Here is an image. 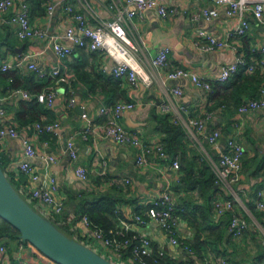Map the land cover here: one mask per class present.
I'll list each match as a JSON object with an SVG mask.
<instances>
[{
	"label": "crops",
	"instance_id": "0c3cea01",
	"mask_svg": "<svg viewBox=\"0 0 264 264\" xmlns=\"http://www.w3.org/2000/svg\"><path fill=\"white\" fill-rule=\"evenodd\" d=\"M21 1L29 5L32 24L47 30L48 37L42 40L21 39L17 36L16 25L0 23V66L3 63L17 64L19 59L30 55L22 65L11 69L31 76L25 82L26 88L0 93L4 97L0 105L6 110L7 124L20 131L19 136L8 137L0 144V154L20 187H31L28 175L19 169L24 157V139L28 138L39 153L31 163L41 174V179L47 175L55 179L57 195L65 200L64 211L71 215V220L76 216L83 197L109 193L117 201L116 216H110L115 223L112 229L128 225L129 233L148 235L154 247L164 249L177 261L212 264L225 259L230 264H264V211L257 207V201L264 197V109L239 112L243 102L258 98L264 91V30L252 12H245L250 24L247 33L230 37L229 33L240 21L237 15L227 13L225 5L218 6L209 0H160L168 7L177 8L175 13L165 18L155 9H145L134 18L138 30L135 38L139 45V35L145 42L137 55L152 83L146 85L141 81L133 85L127 77L112 75L114 61L109 55L75 46L64 37L68 27L75 24L65 10L66 5H72L75 11L83 13L92 25H96L111 20L117 7H123L127 0H55L52 15L48 13L46 0H15L16 8ZM204 8H217L218 16L207 19L200 14ZM201 29L218 38L228 39L230 45L211 52L201 50L196 46V42H206L199 34ZM52 36H59L64 44L73 47V51L59 59L50 47ZM163 46H169L171 51L168 68L161 70L152 67L149 61ZM240 56L245 57V65L229 80L218 81L222 66L233 63ZM29 63H34L39 70L29 69ZM249 65L254 68L250 70ZM57 67L72 75L68 83H55L51 71ZM179 68L207 78L212 83V90L195 86L188 77H167L169 71ZM176 86L183 90L182 95L175 94L173 88ZM53 87L57 95L52 106L36 99V93ZM21 90L29 96L22 95ZM71 91L76 98L74 105L70 103ZM31 100L35 101L34 108L25 105V101ZM119 101L136 104L133 109L123 112L119 121L141 139L163 145L167 158L152 157L150 164L139 166L135 146L118 143L106 135L109 117L100 114L99 109ZM168 102H173L177 108L184 107L181 119L176 118L172 111L163 109ZM83 111L88 112L93 120L87 139L80 133L85 126ZM165 116L171 123L180 124L184 131L177 136V142L183 144L184 149L181 147L175 153L169 151L164 141L166 133L161 118ZM190 119H205L204 129L189 125ZM55 120L61 123L58 134H39L33 128L36 121ZM216 129L221 131V136L216 143H210L208 135ZM71 135L77 148L75 159L67 150V140ZM230 139L245 149L242 172L234 185V194L217 184H210L213 180L209 179L216 177L214 164L222 153L228 151ZM44 155H54L57 159L51 162ZM174 160L180 162L179 169L173 168ZM78 166L87 168L88 179L77 175ZM168 188L179 208L185 209L180 211L185 216L178 213L179 238L183 243L194 242L198 227L201 241L205 243L199 251L194 248L190 253L183 245H172L155 220L142 225L133 220V214L140 213L138 207L150 205ZM224 197H235L234 212L249 223L242 235L231 231L233 213L218 216L215 212L216 201ZM34 201L44 212L47 207ZM75 229L79 234L85 233L88 242H95L83 218ZM2 244L6 245L7 254L0 253V264H18L23 259H33L39 264L50 262L35 246L27 245L21 239L3 238L0 240ZM95 244L101 247L99 251L105 252L101 241ZM106 252L111 251L108 249ZM110 256L111 260L120 262ZM122 263L133 262L126 254Z\"/></svg>",
	"mask_w": 264,
	"mask_h": 264
},
{
	"label": "built area",
	"instance_id": "2783aa9c",
	"mask_svg": "<svg viewBox=\"0 0 264 264\" xmlns=\"http://www.w3.org/2000/svg\"><path fill=\"white\" fill-rule=\"evenodd\" d=\"M209 1L214 2L218 6H227V13L229 15H237L239 17L240 22L238 26L229 33L230 37L234 35H245L247 33L250 24L245 15L246 11H251L255 19L264 26V0ZM46 2L48 13L52 15L55 10L56 2L55 0H46ZM15 5V0H0V23L16 25L17 36L21 39H46L48 37L47 30L35 27L32 24L29 17V5L24 1H21L17 8ZM147 8L155 9L164 18L177 11L176 7H168L160 0H127L123 7H117L116 13L111 20L92 25L83 13L75 11L73 6L69 4L65 6V10L74 19L75 24L68 27L64 37L70 40L75 46L85 47L92 51H100L109 55L114 61L111 73L115 77H127L133 85H138L141 81L145 82L146 85H150L152 83V78L150 74H146L137 55L140 46L145 45V42L139 35L141 44H137L135 37L138 35V30L134 22V18L137 15H141ZM9 11L11 12L8 13ZM6 13H8V15H6ZM200 14L207 19H214L218 16V9L204 8ZM199 34L206 39V42L202 44L196 42V46L201 50L211 52L217 49L227 48L230 45L228 39L218 38L205 30H199ZM50 47L59 59L67 57L73 51V47L64 44L59 36H52L50 38ZM170 51L171 48L169 46L161 47L157 54L150 58L149 63L152 67L160 68L161 70L168 68ZM28 56L30 55H26L24 58L19 59L17 64L3 63L1 68L6 71L22 65V63L27 60ZM242 65H245L244 56L238 57L231 64L223 65L217 80L221 82L229 80ZM28 68L36 71L39 70L34 63H29ZM253 68V65H249L250 70ZM51 76L55 78L56 84L68 83L72 77L70 73L61 71L59 67L52 69ZM167 77L170 79L188 77L194 85L199 88H204L206 90H212L213 88L211 81L207 78L184 68L169 71ZM173 90L176 95L183 94V90L178 86L174 87ZM20 92L25 97L29 96L25 91L21 90ZM71 94L70 103L74 105L76 98L73 91H71ZM56 95L57 90L53 87L36 93L35 97L38 101L52 106ZM2 99H4V97L0 95V100ZM135 106L136 104L133 101H119L112 106L101 107L99 113L106 114L109 117L105 128L106 135L110 136L118 143L135 146L138 150L136 163L139 166L150 164L153 159L152 157L167 158L168 153L163 145L151 144L141 139L139 135L135 134L119 121V117L123 112L133 109ZM260 108L264 109V91L258 98L243 102L239 107V112L244 113L249 110ZM163 109L166 112L172 111L177 116L176 118L181 119V111L184 107L177 108L173 102H168L164 104ZM82 117L85 120V126L80 133L87 139L88 134L92 131L93 120L86 111H83ZM6 120V110L0 105V144H3L8 137H17L20 135V131L16 127L8 125ZM176 120L177 119H175V121ZM188 123L189 125L197 127L199 130H203L205 127V119H190ZM33 128L35 132L39 134H58L61 123L57 120L51 122L36 121L33 124ZM220 136V130H213L208 135V141L210 143H216ZM228 147V151L222 153L218 162L214 164L216 175L215 183L234 194V185L239 181L242 172L245 149L240 143L233 139L228 141ZM67 150L72 158L75 159L77 157L75 139L72 135L67 140ZM38 155V150L33 141L25 138L24 157L20 161L19 169L28 175L30 179L31 187L29 189L26 188L27 192L31 199L37 200L47 207L44 211L47 215L61 214L65 209V200L57 195L58 185L55 179L48 175L41 179V174L31 163V159ZM45 157L51 162L57 159L54 155H47ZM172 166L175 169H179L180 162L174 160ZM76 173L81 179H88V170L86 167L78 166L76 168ZM126 181H129V179H126ZM235 204V197L221 198L215 203V212L218 216L225 215L228 212L233 213L230 222L231 231L235 235H242L249 227V223L245 217L234 212ZM257 207L264 211V197L257 201ZM184 210V208H179L175 196L168 188L164 190L159 198L152 201L149 207L142 213H134L132 217L136 223L141 225L147 223L149 220L157 221L169 237L172 245H183L188 252L193 253L194 250L189 243H183L179 238L178 224L180 217L178 211L183 212ZM83 223L85 227L91 229L95 239L94 241L102 242L105 247V252L99 251L101 247L99 248L95 242H88L85 238V233L79 234L77 231V237L81 239V242L87 244L110 260V255H113L115 260L122 262V259H124L127 254L128 259L133 262L132 264H150L149 259L152 258L154 261H157L159 256L167 254L162 248H157L158 251L155 252L153 241L148 235L144 233H129L128 225H125V228H115L105 232L102 229H93L91 227L92 222L87 216L83 217ZM108 249L111 251L110 253L106 252ZM0 253L7 254V247L5 244L0 245ZM42 255L44 254L42 253ZM113 262L116 263V261ZM18 264L39 263L33 259H23ZM212 264L230 263L223 259L215 261Z\"/></svg>",
	"mask_w": 264,
	"mask_h": 264
},
{
	"label": "trees",
	"instance_id": "16d2710c",
	"mask_svg": "<svg viewBox=\"0 0 264 264\" xmlns=\"http://www.w3.org/2000/svg\"><path fill=\"white\" fill-rule=\"evenodd\" d=\"M31 76L22 74L18 70H2L0 66V93L8 94L10 92L26 88L25 82L30 79ZM25 105H29L30 108L35 107V101H25ZM161 121L163 123V129L166 133V137L164 138V141L168 145V149L170 152L175 153L179 148L183 147V144H180L177 142V136L179 134H183V128L180 124H174L171 123L167 116L164 118H161ZM184 149V147H183ZM0 164L7 173L9 179L11 180L12 184L15 186V188L21 193L22 196H24L28 201L30 200L31 205L35 207L39 212L42 214L48 216L61 230H63L67 235L76 238L77 240H81L77 237L76 233L77 230L75 229L77 222L83 218L84 216H87L91 220V227L93 229H102L105 232L109 231L110 229L115 227V223L113 222L112 218L110 216H116V207H117V201L116 199L109 193H102L95 197H83L81 200V203L76 211V216L74 219L71 220V215L68 212L63 211L61 214H58L57 216H51L47 215L44 212H42L33 199L30 198V195L27 192V189L24 187H20V184L18 181L15 180V177L13 173H10L5 165L4 160L2 159V156L0 154ZM191 168L189 167L188 170ZM22 174H25L22 172ZM26 175V174H25ZM188 177V176H187ZM187 177L185 178V182L189 183V179ZM210 180H213L212 183L215 185V177ZM208 179V180H209ZM190 184V183H189ZM209 185V182H208ZM148 206H145V208H137V211L142 213ZM179 215L184 213H181L178 211ZM185 216V215H184ZM196 235L195 240L192 243H189V245L196 251H199L204 247V242L201 241V233L200 229L197 227L196 229ZM3 238H10V239H21L23 242H27L26 240L22 239L20 232L10 223H8L4 219H0V240ZM155 248V252H157V247ZM39 250V249H38ZM39 252L42 254V252L39 250ZM150 264H194L192 261L190 262H184V261H177L176 259L172 258L168 253L166 255L159 256L157 258V261H154V259H149Z\"/></svg>",
	"mask_w": 264,
	"mask_h": 264
},
{
	"label": "water",
	"instance_id": "95a60500",
	"mask_svg": "<svg viewBox=\"0 0 264 264\" xmlns=\"http://www.w3.org/2000/svg\"><path fill=\"white\" fill-rule=\"evenodd\" d=\"M0 218L12 224L22 239L49 258V264H116L87 244L67 235L48 216L33 207L12 184L1 164Z\"/></svg>",
	"mask_w": 264,
	"mask_h": 264
},
{
	"label": "rangeland",
	"instance_id": "374dc122",
	"mask_svg": "<svg viewBox=\"0 0 264 264\" xmlns=\"http://www.w3.org/2000/svg\"><path fill=\"white\" fill-rule=\"evenodd\" d=\"M29 202H31L30 200H29ZM32 203V202H31ZM30 203V204H31ZM35 203V202H34ZM33 204V203H32ZM34 205V204H33ZM35 206V205H34ZM1 219V218H0ZM27 243V245H30V246H33L34 247V245H32L30 242H26ZM36 248V247H35ZM116 263H118V264H123L122 262H118V261H116Z\"/></svg>",
	"mask_w": 264,
	"mask_h": 264
}]
</instances>
